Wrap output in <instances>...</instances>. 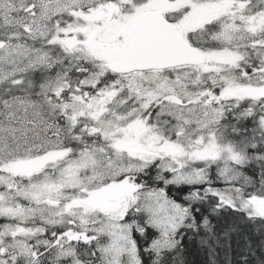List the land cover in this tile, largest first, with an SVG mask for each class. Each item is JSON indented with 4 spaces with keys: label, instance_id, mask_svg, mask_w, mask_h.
Returning <instances> with one entry per match:
<instances>
[{
    "label": "snow or ice",
    "instance_id": "obj_1",
    "mask_svg": "<svg viewBox=\"0 0 264 264\" xmlns=\"http://www.w3.org/2000/svg\"><path fill=\"white\" fill-rule=\"evenodd\" d=\"M0 264H264V0H0Z\"/></svg>",
    "mask_w": 264,
    "mask_h": 264
}]
</instances>
